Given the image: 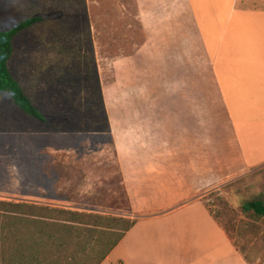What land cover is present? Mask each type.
Wrapping results in <instances>:
<instances>
[{"label":"rangeland","instance_id":"rangeland-1","mask_svg":"<svg viewBox=\"0 0 264 264\" xmlns=\"http://www.w3.org/2000/svg\"><path fill=\"white\" fill-rule=\"evenodd\" d=\"M136 6V0H0V29L41 17L13 38L8 67L45 117L42 121L27 115L7 91L0 94V264H93L105 244L131 223L106 134L104 96L109 103H167L178 100L171 89L185 84L184 61L172 70L158 60L162 48L158 32L144 36ZM145 15L141 14L142 21ZM172 17L163 14L157 19ZM157 19L148 14L145 22ZM180 31L177 28V35ZM142 41L149 43L141 58L120 60ZM189 52L190 84L197 89L189 100L195 102L201 100L200 89L206 83L201 78L203 63L194 50ZM111 58L117 59L111 64ZM238 84L248 96V83ZM208 88L212 103L216 97L210 79ZM74 131L83 136L71 145L73 150H48L41 141H23L15 135ZM262 133L257 137L261 139ZM205 194L210 210L251 264H264V217L241 208L249 200L264 201V163ZM67 211L81 214L80 223L69 222Z\"/></svg>","mask_w":264,"mask_h":264},{"label":"crops","instance_id":"crops-1","mask_svg":"<svg viewBox=\"0 0 264 264\" xmlns=\"http://www.w3.org/2000/svg\"><path fill=\"white\" fill-rule=\"evenodd\" d=\"M136 4L144 36L158 32L157 44L162 46L158 60L172 70L184 61L185 84L171 89L178 100L167 103H109L104 96L106 134L132 224L99 264H251L210 210L205 193L264 163V0H136ZM141 14L173 17L147 25V15L142 21ZM177 28L182 31L179 36ZM163 32L168 36L161 38ZM148 43H138L120 60L141 58ZM190 50L203 63L201 78L206 83L200 89L201 100L195 102L189 100L197 91L190 84ZM116 59L111 58V64ZM209 79L216 97L212 103ZM239 82L248 83V96L242 95L247 89L238 87ZM15 135L60 150L78 144L83 133Z\"/></svg>","mask_w":264,"mask_h":264},{"label":"trees","instance_id":"trees-1","mask_svg":"<svg viewBox=\"0 0 264 264\" xmlns=\"http://www.w3.org/2000/svg\"><path fill=\"white\" fill-rule=\"evenodd\" d=\"M41 20L40 16H31L20 20L13 24L7 29H0V94L4 91H7L13 100V103L27 115L36 118L38 120H45V117L39 112V110L33 105L30 98L25 94L21 88L19 82L12 76L8 69V60L10 59L13 53V38L24 29L33 25L34 23ZM17 206H21L19 203H15ZM242 211H252L254 215L259 217H264V201L262 199H253L246 201L241 206ZM68 216L71 218L69 222H78L77 219L82 216L79 213L73 211H67ZM93 217L97 220H100V215ZM122 220V218L120 219ZM132 224V221L129 225L125 226L122 233L109 245L105 244V248L100 251L98 259H96L93 264H99L106 254L112 249V247L118 242L123 232L127 230ZM64 226V225H63ZM96 226V225H95ZM91 228V227H88ZM91 230V229H86Z\"/></svg>","mask_w":264,"mask_h":264}]
</instances>
